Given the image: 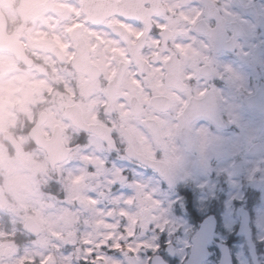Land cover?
Listing matches in <instances>:
<instances>
[{
  "label": "rangeland",
  "instance_id": "rangeland-1",
  "mask_svg": "<svg viewBox=\"0 0 264 264\" xmlns=\"http://www.w3.org/2000/svg\"><path fill=\"white\" fill-rule=\"evenodd\" d=\"M254 1L264 13V0ZM240 20L249 36L237 41L238 60L220 65L218 74L224 77L220 105L227 129L199 120L192 127L193 150L186 152L178 140L166 154L177 183L205 192L198 197L197 212H207L224 185L230 195L244 197L235 209L225 202L221 238L235 233L241 208L253 211L257 232L264 228V115L250 110L245 97L252 81L264 80V35L255 32L251 19ZM43 86L38 68L17 71L0 55V129L35 114ZM64 99L48 111L52 122L63 128L66 144L80 142L66 162L51 169L45 152L36 146L27 145L24 154L16 155L0 145V264H127L128 255L136 264H149L156 254L168 263L184 264L197 223L189 220L183 203L184 214L175 213L169 199L175 189L162 190L161 177L121 155L108 165L107 151L92 138L80 137L68 123L64 108L71 100ZM254 142L263 150L250 154ZM248 192L257 195L248 200ZM27 215L40 224L38 237L22 231ZM169 245L173 257L166 251ZM232 251L238 264H250L244 242L235 241ZM217 262L218 254L211 250L206 264Z\"/></svg>",
  "mask_w": 264,
  "mask_h": 264
},
{
  "label": "flooded vegetation",
  "instance_id": "flooded-vegetation-1",
  "mask_svg": "<svg viewBox=\"0 0 264 264\" xmlns=\"http://www.w3.org/2000/svg\"><path fill=\"white\" fill-rule=\"evenodd\" d=\"M2 9L7 32L23 44L27 63L9 52L0 55L10 59L17 71L38 68L44 86L35 114L0 129V145L13 149L5 139L4 132L9 131L22 145V154L27 145L36 146L30 134L42 112L46 118L39 131L44 139L52 138L60 125L52 122L48 109L69 97L64 112L75 105L86 123L99 125L111 135L115 149L97 134L72 126L67 118L80 137L92 138L107 151L108 165L121 155L158 176L156 170L129 159L127 151L165 162L170 170L166 154L172 142L182 144L179 116L183 110L191 102L206 109L213 101L221 112L224 77L218 76L220 65L235 63L238 39L249 36L240 17L251 19L255 32L264 35L254 16L264 13L254 0H128V4L123 0H4ZM222 29L223 44L216 47L213 31ZM227 79L229 83L230 76ZM263 81H252L247 94H254ZM199 120L206 119L193 121L192 146V127ZM78 144L76 140L70 146ZM248 213L257 260L264 264V228L257 232L253 211ZM238 225L233 235L219 236L218 241L227 244L232 254V244L242 241L248 254V239L237 235ZM233 258V264H238Z\"/></svg>",
  "mask_w": 264,
  "mask_h": 264
},
{
  "label": "water",
  "instance_id": "water-1",
  "mask_svg": "<svg viewBox=\"0 0 264 264\" xmlns=\"http://www.w3.org/2000/svg\"><path fill=\"white\" fill-rule=\"evenodd\" d=\"M3 3V0H0V5ZM13 37L8 36L6 34V22L5 18L0 10V51H10L13 53L22 63H27L23 48L19 42L13 43L11 41ZM250 105L258 106L259 109L264 112V93L260 90L258 91V94L256 96H253L250 100ZM193 109L195 107L192 105H189L187 109L183 112V114L180 116V120L183 124L182 128V139L185 142V145L187 147V150L191 149V142H190V130L189 126L194 118L198 117L199 114L205 115L209 117L211 120H213L216 124L222 125L220 123V119L218 117L216 108H208L206 112L203 113H194L193 115L189 114L193 112ZM66 113L68 117L71 119L74 126L79 127L80 129L88 132H95L97 134H101L102 132L97 125H87L83 122L81 113H77L76 107H68L66 109ZM45 114L43 113L37 123V125L33 128L32 133L34 134L33 140L35 141L36 145L43 148L48 156L49 165L51 168H54L56 165L64 162L70 152L73 148L66 147L64 143L61 140V134L59 131H57L51 140H44L42 136L39 135L38 129L39 126L44 121ZM102 135V134H101ZM105 139L106 137L102 135ZM12 144L14 146V150L17 154H20L22 152V147L18 144V142L11 138ZM109 143V142H108ZM261 149L259 144H255L250 148V152H257ZM130 157H132L134 160H137L143 164L148 165L149 167H157V169L161 172L162 176L165 178V180L170 184V186L175 187V181L168 172V169L165 164L153 162L148 159H145L144 157L136 154H130ZM211 219V215L209 217ZM248 221L249 217L246 211H241V226L239 233L240 234H247L248 231ZM23 229L30 233L32 236H37L40 233V227L35 222V220L32 217H27L25 220V224ZM211 235V228L208 224V222H201L199 224V229L196 233L195 238L193 239L192 246L190 248L189 256L185 262V264H203L206 260H208L210 256V252L208 250L207 246V240ZM218 248L220 251V259L218 264H232V258L231 254L229 252V249L226 245L218 244ZM171 251V248H170ZM251 255L253 256L254 260L256 259L255 252H254V246L251 245ZM128 261L130 264H134L132 259L128 257ZM52 264V263H50ZM151 264H167L164 262V260L160 256H155L152 258Z\"/></svg>",
  "mask_w": 264,
  "mask_h": 264
},
{
  "label": "snow or ice",
  "instance_id": "snow-or-ice-1",
  "mask_svg": "<svg viewBox=\"0 0 264 264\" xmlns=\"http://www.w3.org/2000/svg\"><path fill=\"white\" fill-rule=\"evenodd\" d=\"M212 175H215V173H212ZM160 183L162 190L168 189V182L166 180L161 179ZM223 187L224 191L218 193L219 199L213 198L207 212H197L198 197L205 195V192L194 189L191 185L182 186L180 183H177L175 191L169 196V199L174 201L173 209L177 215L184 214L181 208V203H183V209L186 210L187 217L191 222H208L211 228V235L207 240V246L219 239L216 234L218 230L221 236L224 234L225 219L223 213L225 211V202H228L234 209L244 204L243 196L230 195L231 193L227 190V186L224 185ZM246 195L248 196V200H251L257 193L248 192ZM210 215L211 219H209ZM160 241L163 244L165 234H161Z\"/></svg>",
  "mask_w": 264,
  "mask_h": 264
}]
</instances>
